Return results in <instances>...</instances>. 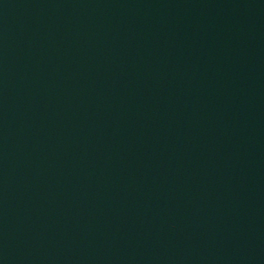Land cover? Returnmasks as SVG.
<instances>
[{
	"label": "water",
	"instance_id": "95a60500",
	"mask_svg": "<svg viewBox=\"0 0 264 264\" xmlns=\"http://www.w3.org/2000/svg\"><path fill=\"white\" fill-rule=\"evenodd\" d=\"M0 264H264V0H0Z\"/></svg>",
	"mask_w": 264,
	"mask_h": 264
}]
</instances>
